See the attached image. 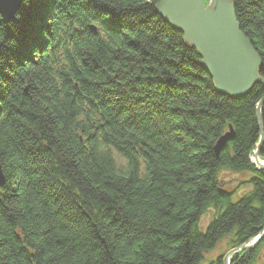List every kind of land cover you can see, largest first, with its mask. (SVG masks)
Segmentation results:
<instances>
[{"label": "trees", "instance_id": "obj_1", "mask_svg": "<svg viewBox=\"0 0 264 264\" xmlns=\"http://www.w3.org/2000/svg\"><path fill=\"white\" fill-rule=\"evenodd\" d=\"M159 2L24 0L0 15V264H224L207 259L221 241L263 232L264 85L220 94ZM232 2L264 78V0ZM224 172L252 190L238 197ZM261 261L264 238L231 264Z\"/></svg>", "mask_w": 264, "mask_h": 264}, {"label": "water", "instance_id": "obj_2", "mask_svg": "<svg viewBox=\"0 0 264 264\" xmlns=\"http://www.w3.org/2000/svg\"><path fill=\"white\" fill-rule=\"evenodd\" d=\"M24 0H0V15L5 24L12 21ZM160 0L157 13L172 28L184 35L185 41L196 49L203 67L214 81L216 90L230 98L247 96L257 84L264 85L260 76L261 59L249 39L241 32L232 0ZM264 100L259 106L263 104ZM260 141L254 153V165L264 170L259 153L264 145V124L261 111H257ZM233 133L225 135L216 146L219 154ZM5 178L0 170V186ZM264 238L263 232L248 245L229 251L224 264L239 252L256 248Z\"/></svg>", "mask_w": 264, "mask_h": 264}, {"label": "rangeland", "instance_id": "obj_3", "mask_svg": "<svg viewBox=\"0 0 264 264\" xmlns=\"http://www.w3.org/2000/svg\"><path fill=\"white\" fill-rule=\"evenodd\" d=\"M248 177L249 175L247 174H233L229 172H224L221 176V180L226 189L231 191L235 190L237 191V196L242 197L243 195L249 193L252 190V188L250 187L240 186L242 182L248 180ZM235 199H237V197ZM215 216H216V211L214 209H209L207 213L201 218L199 222V229L202 232H204ZM229 251L227 248L226 240H223L218 244V246L213 252L207 255V259L214 260L223 255L225 256ZM232 257H231V261H232ZM259 264H264V261H261Z\"/></svg>", "mask_w": 264, "mask_h": 264}]
</instances>
